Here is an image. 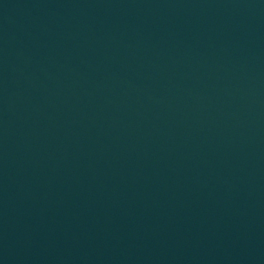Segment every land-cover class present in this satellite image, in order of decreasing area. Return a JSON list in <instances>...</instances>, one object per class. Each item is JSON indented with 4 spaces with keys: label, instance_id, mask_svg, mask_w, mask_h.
I'll return each mask as SVG.
<instances>
[{
    "label": "water",
    "instance_id": "obj_1",
    "mask_svg": "<svg viewBox=\"0 0 264 264\" xmlns=\"http://www.w3.org/2000/svg\"><path fill=\"white\" fill-rule=\"evenodd\" d=\"M0 264H264V0H0Z\"/></svg>",
    "mask_w": 264,
    "mask_h": 264
}]
</instances>
